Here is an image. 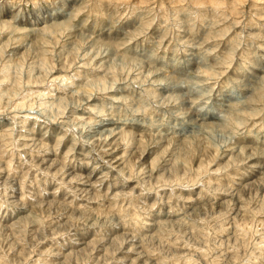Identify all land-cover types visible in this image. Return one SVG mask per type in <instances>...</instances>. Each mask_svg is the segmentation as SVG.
Wrapping results in <instances>:
<instances>
[{
	"label": "clouds",
	"instance_id": "1",
	"mask_svg": "<svg viewBox=\"0 0 264 264\" xmlns=\"http://www.w3.org/2000/svg\"><path fill=\"white\" fill-rule=\"evenodd\" d=\"M0 128V264H264V0H0Z\"/></svg>",
	"mask_w": 264,
	"mask_h": 264
},
{
	"label": "rangeland",
	"instance_id": "2",
	"mask_svg": "<svg viewBox=\"0 0 264 264\" xmlns=\"http://www.w3.org/2000/svg\"><path fill=\"white\" fill-rule=\"evenodd\" d=\"M158 2H159V0H158ZM209 2L211 3V0H209ZM165 43L167 44V41H165ZM161 54H162V55H165L166 52H165L164 50H161ZM3 131H4V129H3V128H0V134H2ZM48 131H49V141H48V142H49V143H54L55 140L52 139V133L56 131L55 126H52ZM41 136H42V133H41V135H38L36 138H37V139H40ZM58 137H59V133H57V135H56V138H58ZM67 150H68V145L65 144V145L62 146V148H61V153L63 154V153H65V152H67ZM249 163H250V164H259V163H261V161H259V160H253V161H249ZM41 167H44V165H41ZM85 174H86V172H85ZM258 176H259V173H257V174L253 177V179H254V180L257 179ZM246 198H247V197H246Z\"/></svg>",
	"mask_w": 264,
	"mask_h": 264
},
{
	"label": "bare ground",
	"instance_id": "3",
	"mask_svg": "<svg viewBox=\"0 0 264 264\" xmlns=\"http://www.w3.org/2000/svg\"><path fill=\"white\" fill-rule=\"evenodd\" d=\"M113 139H115V138H113ZM110 143H111V141H110ZM117 155H119V150H117ZM116 162L119 163V160L117 159Z\"/></svg>",
	"mask_w": 264,
	"mask_h": 264
}]
</instances>
